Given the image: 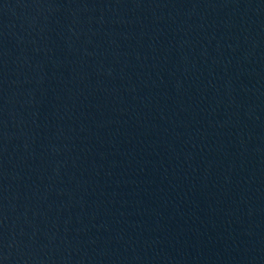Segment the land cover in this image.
Here are the masks:
<instances>
[{"label": "water", "instance_id": "water-1", "mask_svg": "<svg viewBox=\"0 0 264 264\" xmlns=\"http://www.w3.org/2000/svg\"><path fill=\"white\" fill-rule=\"evenodd\" d=\"M2 1H4V0H0V3H1Z\"/></svg>", "mask_w": 264, "mask_h": 264}]
</instances>
